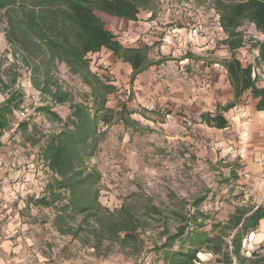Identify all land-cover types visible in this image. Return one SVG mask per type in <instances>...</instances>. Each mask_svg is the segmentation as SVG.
Masks as SVG:
<instances>
[{"label": "rangeland", "instance_id": "374dc122", "mask_svg": "<svg viewBox=\"0 0 264 264\" xmlns=\"http://www.w3.org/2000/svg\"><path fill=\"white\" fill-rule=\"evenodd\" d=\"M221 2L226 0H149L135 21L94 11L122 46L147 49L153 63L131 81L129 65L111 52L87 56L91 73L115 89L106 101L112 119L98 124L102 139L85 160L87 171L100 173L99 204L115 214L109 219L104 213V234L92 221L68 213L62 233L55 216L66 201L54 208L36 205L58 180L43 161L41 147L64 127L71 109L33 87L31 71L10 37L9 17L0 12V107L11 93H21L16 111L24 116L14 120L27 123L26 130L5 131L0 139L5 155L0 162V234L21 242L30 264H163L166 239L182 228L219 233L237 210L264 207V113L256 112L245 93L235 108L222 113L227 128L217 130L201 121L233 101L220 66L230 57L227 42L240 41L236 58L251 68L257 87H264V67L258 62L264 36L243 21L228 37L221 27ZM51 76L74 103L90 102L88 87L64 64ZM43 107L62 123L39 112ZM127 215L136 228L125 242L124 234L116 239L107 228ZM263 245L264 220L244 239L242 254L262 255ZM199 259L215 264L207 254Z\"/></svg>", "mask_w": 264, "mask_h": 264}, {"label": "trees", "instance_id": "16d2710c", "mask_svg": "<svg viewBox=\"0 0 264 264\" xmlns=\"http://www.w3.org/2000/svg\"><path fill=\"white\" fill-rule=\"evenodd\" d=\"M149 0H0V12L9 17L10 37L17 43L24 63L31 71L32 85L56 105H69L71 114L64 127L49 136L41 147V157L48 169L58 177L55 187H49L47 196L39 198L36 205L54 208L61 204L55 216L58 231H63L64 214L80 216L83 221H92L104 234V217L115 218L107 213L98 202L97 183L100 173L95 169L87 171L85 160L92 155L102 139L98 124L108 125L112 111L106 107L107 96L114 93L111 85L102 83L89 69L88 55L101 50L111 52L116 58L129 65L130 80L153 65L147 49L128 48L121 45L94 14H104L126 21H135L140 6ZM220 22L228 37L243 21L253 24L264 36V0H226L218 3ZM229 59L220 63L232 90L233 101L220 108L215 116L203 115L201 121L208 127L223 130L227 120L223 112L232 109L245 93L256 102L257 112L264 111V87H257L250 67H244L235 56L240 41H229ZM258 62L264 67V42L258 46ZM58 64H64L69 73L80 78L88 87L90 102L74 103L71 96L52 80L51 71ZM22 94L11 93L0 107V137L8 130L12 111L18 109ZM52 121L62 123L61 118L49 107L39 109ZM71 127V128H70ZM27 123L18 129L26 130ZM105 213V214H104ZM264 220V207L259 206L247 212L237 210L223 225L219 233L207 234L193 230H179L166 239L168 248L163 254V264H201L199 254L215 257V264H264L262 255L253 252L250 257L242 255L243 239L253 233ZM84 223V222H83ZM108 234H124L123 241L135 232L136 222L131 216L109 224ZM229 231L230 234L226 232ZM179 242L177 250L173 246Z\"/></svg>", "mask_w": 264, "mask_h": 264}, {"label": "crops", "instance_id": "0c3cea01", "mask_svg": "<svg viewBox=\"0 0 264 264\" xmlns=\"http://www.w3.org/2000/svg\"><path fill=\"white\" fill-rule=\"evenodd\" d=\"M255 104H256V102H255ZM255 104H254V109H255ZM236 106H237V104L233 108H235ZM257 113L262 114V113H264V111L263 112H257ZM4 160H5L4 152L0 151V162L4 161ZM5 235L6 234H0V264H30L27 257H26V254H25L26 249L22 246L21 242L18 243L16 241H6ZM249 235L250 234H248L247 236H249ZM246 237L244 239H246ZM244 239H243V241H244ZM204 254H206V253H204ZM207 255H209V254H207Z\"/></svg>", "mask_w": 264, "mask_h": 264}, {"label": "built area", "instance_id": "2783aa9c", "mask_svg": "<svg viewBox=\"0 0 264 264\" xmlns=\"http://www.w3.org/2000/svg\"><path fill=\"white\" fill-rule=\"evenodd\" d=\"M11 115L13 117V122L10 123L7 132L14 133L17 130L18 126H19L18 122H16L14 119L15 118L16 119H20V117H23L24 116V112L13 110ZM0 139H1V137H0Z\"/></svg>", "mask_w": 264, "mask_h": 264}]
</instances>
